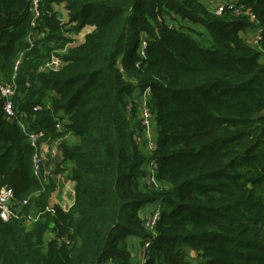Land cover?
<instances>
[{
    "label": "trees",
    "instance_id": "16d2710c",
    "mask_svg": "<svg viewBox=\"0 0 264 264\" xmlns=\"http://www.w3.org/2000/svg\"><path fill=\"white\" fill-rule=\"evenodd\" d=\"M238 1L259 20L262 50L241 38L256 28L245 16L216 15L202 0H40L35 18L29 0H0V78L11 81L21 53L12 96L18 120L41 132V158L64 133L74 136L60 146L75 183L68 210L53 205L31 227L0 219V264H137L127 239L149 236L139 210L155 202L161 213L145 264H264V0ZM172 20L200 24L208 40ZM86 26L81 42L64 36ZM53 56L61 65L41 70ZM145 87L153 152L136 141L142 127L125 109ZM2 103L0 188L20 200L41 188L35 150ZM153 158L158 188L141 180ZM54 184L45 182L23 211L48 205Z\"/></svg>",
    "mask_w": 264,
    "mask_h": 264
},
{
    "label": "built area",
    "instance_id": "2783aa9c",
    "mask_svg": "<svg viewBox=\"0 0 264 264\" xmlns=\"http://www.w3.org/2000/svg\"><path fill=\"white\" fill-rule=\"evenodd\" d=\"M40 0H29L30 10L33 13L34 18L38 16ZM209 8L212 12L216 15H221L226 11H229L234 16H245L248 21L252 22L255 25V36L252 41L253 47L259 48L262 50L260 46V40L262 39V29L259 26V20L256 14L247 6L241 4L238 0H218L217 2L209 3ZM34 18L31 21V25H34ZM65 36V35H64ZM27 41L30 46L33 45V35L29 33L27 35ZM146 46L145 38H141L140 45H139V52L140 54H144V48ZM21 53L15 59L13 65V75L11 81H4L0 78V98L3 100L2 103V111L4 117L6 119H13L17 117V111L13 105L12 96L16 90V84L14 81V77L16 74L17 65L21 60ZM61 65V60L57 56H53L51 61L45 63L43 66L40 67L41 70L43 69H55ZM119 70L122 71V66H118ZM137 91L132 94V97L128 99V102L125 106V109L128 113L136 114L140 125L142 127L140 136H137L138 142L145 141V149L148 151H154L156 148V129H155V120H154V113L152 111L151 105L149 102L147 103V99H149L150 88L145 87L143 89H136ZM56 119V118H55ZM19 126L22 130L28 135L30 144L32 148L35 150L32 160H33V173L38 178L39 182L41 183V188L38 189L36 192L29 194L28 196L18 200L14 197L13 191L9 187H2L0 188V219L3 221H8L10 219H16L22 221V223L26 227H31L36 222H38L45 212H54L53 205H46L43 209L33 207L29 211H23L24 206L28 205L29 200L33 196H37L45 188V177L40 171L41 163H43V158L40 157L38 154V143L37 140L41 136V132H29L27 130V123L23 120H18ZM55 127L57 130H61L62 125L60 121L57 119L55 123ZM74 136H72L69 132L63 134L61 138L54 140L50 144L49 153L52 157L51 162V170L50 173L52 174V179L56 183L57 180L64 176V172H53L52 170L55 168L56 164L61 163V140H73ZM159 168V162L153 158L149 160L147 164V172L143 174L141 178L142 182H144L147 186L158 188L161 185L160 180L157 178V170ZM47 182V180H46ZM161 213V207L159 202H155L151 204V208L146 213H142L143 219V227L147 234L149 235L147 238L143 239V241L139 242L138 245V263L137 264H145L148 258V248L152 239H154L157 235L156 227L157 222ZM48 238L54 240L56 243H70L69 240L66 239V236L57 234L55 231H49L47 234Z\"/></svg>",
    "mask_w": 264,
    "mask_h": 264
},
{
    "label": "crops",
    "instance_id": "0c3cea01",
    "mask_svg": "<svg viewBox=\"0 0 264 264\" xmlns=\"http://www.w3.org/2000/svg\"><path fill=\"white\" fill-rule=\"evenodd\" d=\"M179 22H181L183 25H186L187 26V30H191V31H195L197 30L198 32H202L204 33L203 30H201V26L200 24L198 23H192V22H189L188 20H179ZM201 27H199V26ZM197 28H195V27ZM137 90H135L136 92ZM43 157H44V162H43V166L41 167L40 171H41V174L43 175V178L45 177V179L48 181L49 179H52V174L50 173V170H51V162H52V157H51V154L48 152H45L43 153ZM67 162V161H65ZM61 163V165H58L56 164L55 165V168L52 170L53 172L56 171V167H60L61 168V171L64 172V177L63 179L59 180L56 184H54V189L51 191V194L52 196L50 197V204L53 205H60L61 207L63 206L61 203H59L57 201V198L60 196L63 197V195L66 196V198L72 202L74 201V181L72 179H70L68 176H69V167H70V163L68 162L67 163ZM69 167H68V166ZM45 180V182H46ZM151 208V204L149 205H146L144 207H142L140 210H139V214H142V213H146L147 211H149ZM139 242H140V238L138 237H133V236H130L128 237L127 239V247H129L128 249L130 250L131 252V249L133 248H138V245H139ZM195 253L191 251V255L193 256Z\"/></svg>",
    "mask_w": 264,
    "mask_h": 264
},
{
    "label": "rangeland",
    "instance_id": "374dc122",
    "mask_svg": "<svg viewBox=\"0 0 264 264\" xmlns=\"http://www.w3.org/2000/svg\"><path fill=\"white\" fill-rule=\"evenodd\" d=\"M203 2H205L206 4H208V3H212L213 2V0H202ZM218 0H214V2H217ZM57 7H58V9H57ZM56 9H57V11L62 15V18L64 19V20H66L67 19V10L64 8V6L62 5V4H58L57 6H56ZM172 23H174V21L172 20L171 21ZM176 23H177V25L176 26H180V27H182V29L183 30H187V26L186 25H183L182 23H180L179 21H175ZM170 23V22H169ZM199 26V25H198ZM195 27V26H194ZM199 27H201V26H199ZM195 28H197V27H195ZM92 29V27H88V26H86V27H84L83 29H81L79 32H73V31H64V35H65V37H67L68 39H70V40H73L70 44H72V43H78V42H81L82 40H83V38H84V35H85V33H87L88 31H90ZM190 30V29H189ZM201 30H203L204 31V38L205 39H207V37H208V35H207V31L203 28V27H201ZM195 31H197V30H195ZM240 36H241V38L243 39V41L246 43V44H248L249 46H254L253 44H252V41H253V39H254V36H255V29L254 28H252V29H247V30H245V31H240ZM208 40V39H207ZM204 42V41H203ZM205 43V42H204ZM148 102H151V100H149V99H147V103ZM135 139H136V141L138 142V140H137V137L135 136ZM145 149V148H144ZM145 151H147L146 149H145ZM63 178H65L64 176H61V178L59 179V180H61V179H63ZM59 180H57V182L59 181ZM56 182V183H57ZM144 184V183H143ZM145 185V184H144ZM52 196V194H50V197ZM50 197H49V200H50ZM57 201L59 202V203H61L63 206H62V208H64L65 210H68L69 208H70V206L73 204V201L72 202H70L67 198H66V196L65 195H63V197L61 196H59L58 198H57ZM49 204H50V202H49ZM51 205V204H50ZM53 205H55V204H53ZM60 206V205H59ZM140 216H141V220H142V222H143V219H142V214H140ZM142 225H143V223H142ZM66 239L67 240H69L68 238H67V236H66ZM70 241V240H69ZM59 244H62V243H59ZM69 244L70 243H68V244H66V245H68L69 246ZM129 248V247H128ZM137 254H138V248H133V249H131V256H132V260H134V262H136V263H138V258H137ZM191 255V254H190ZM108 264H110V263H108Z\"/></svg>",
    "mask_w": 264,
    "mask_h": 264
}]
</instances>
